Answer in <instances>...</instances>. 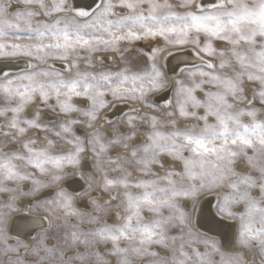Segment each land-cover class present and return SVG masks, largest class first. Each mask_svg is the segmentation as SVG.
I'll return each instance as SVG.
<instances>
[{"label":"snow or ice","instance_id":"obj_1","mask_svg":"<svg viewBox=\"0 0 264 264\" xmlns=\"http://www.w3.org/2000/svg\"><path fill=\"white\" fill-rule=\"evenodd\" d=\"M0 97L8 264H264V0H0Z\"/></svg>","mask_w":264,"mask_h":264},{"label":"rangeland","instance_id":"obj_2","mask_svg":"<svg viewBox=\"0 0 264 264\" xmlns=\"http://www.w3.org/2000/svg\"><path fill=\"white\" fill-rule=\"evenodd\" d=\"M15 1H17L18 3H21V0H15ZM0 102H6L5 101V98L0 97ZM44 110L47 111V109H44ZM72 115L79 116L78 113L72 114ZM61 118H63V119H69V118H71V116H62ZM79 118L85 119L84 117H79ZM5 120H6V118L4 116H0V128H3V125L5 124ZM30 135L36 136L39 139L40 143H44L45 142L44 141V136H42V135H38L35 132L30 133ZM58 145L60 147H62V148H70L71 147V145H68L66 143H63V141H58ZM64 145H67V147H64ZM12 148H16V149H19L20 148V139H16V140H13V141H9L7 143H4L3 141H0V152H8ZM122 151H123V149H122ZM89 159L91 160L92 157L89 156ZM15 163L18 166H20L21 167V170L24 171V172H28V173H34L35 172V170L33 168H31V167H27V168L23 167V165L25 164V161H16ZM137 175H138V173H137ZM2 179H4V177L2 175H0V180H2ZM8 183L11 184L12 186H16V184H17L16 181H8ZM23 186L26 187L27 186V182H25ZM0 198H2V197H0ZM120 214L123 215L122 212ZM149 215H151V214L148 213V212H145V216L146 217L149 216ZM105 219H108V217H105ZM61 223H63V221H61ZM84 227H92V226H90V225H84ZM123 243L127 244L129 242L128 241H125ZM101 247H105V245H101ZM29 258H32V260H35V262H31L29 264H38V262H37L38 261V258H36V257H29ZM109 261H110V264H118V261L115 258H111L110 257L109 258ZM4 263L5 264H8V255L0 256V264H4ZM92 264H94V261L92 262ZM135 264H143V262L137 260L135 262ZM257 264H259V261H257Z\"/></svg>","mask_w":264,"mask_h":264},{"label":"clouds","instance_id":"obj_3","mask_svg":"<svg viewBox=\"0 0 264 264\" xmlns=\"http://www.w3.org/2000/svg\"><path fill=\"white\" fill-rule=\"evenodd\" d=\"M173 2L177 5H180L183 0H173ZM192 4L194 6H198L200 4V0H192ZM24 43H34L33 41H24ZM97 67H100L99 63L97 64ZM64 147H67V145H64Z\"/></svg>","mask_w":264,"mask_h":264},{"label":"bare ground","instance_id":"obj_4","mask_svg":"<svg viewBox=\"0 0 264 264\" xmlns=\"http://www.w3.org/2000/svg\"><path fill=\"white\" fill-rule=\"evenodd\" d=\"M13 2L14 3H17V4H19L17 1H15V0H13ZM100 126H103V122L101 121L100 122ZM2 133H0V135H1ZM27 188V186L25 187V189ZM119 215H121L120 213H119ZM103 248V247H102ZM21 255H26V252L24 251V250H21V253H20ZM26 258L28 259V261H29V263H31V262H35V260H32V258H29V257H27V255H26ZM38 262V261H37ZM114 262V261H113ZM5 264V263H4Z\"/></svg>","mask_w":264,"mask_h":264}]
</instances>
